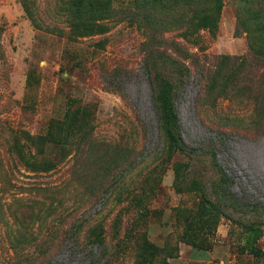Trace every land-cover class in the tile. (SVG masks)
I'll use <instances>...</instances> for the list:
<instances>
[{"label":"rangeland","instance_id":"1","mask_svg":"<svg viewBox=\"0 0 264 264\" xmlns=\"http://www.w3.org/2000/svg\"><path fill=\"white\" fill-rule=\"evenodd\" d=\"M29 2L37 27L0 0V264H264V60L243 5L222 0L213 33L164 35L186 74L174 100L185 155L163 145L142 31L116 22L72 39L65 4ZM175 167L190 175L181 187Z\"/></svg>","mask_w":264,"mask_h":264},{"label":"trees","instance_id":"2","mask_svg":"<svg viewBox=\"0 0 264 264\" xmlns=\"http://www.w3.org/2000/svg\"><path fill=\"white\" fill-rule=\"evenodd\" d=\"M30 0H19L21 7L32 23L37 27L41 23L38 12L31 8ZM65 4L63 20L67 28V36L72 39L86 38L99 35L106 29L109 23H127L135 25L144 35L141 43L142 60L141 66L145 70L148 85L151 91V101L156 115L158 128L162 134L163 145L167 151H177L182 154H192L191 149L183 145L179 126L175 114V93L184 74L183 64L178 59L175 51L169 46L165 34L178 32L182 39L188 40L193 33L199 30H208L213 33L216 29L217 19L222 7V0H132L131 7L113 10L108 7L110 0H59ZM245 8L243 14L254 23L257 50L256 55L261 62L264 60V0H238ZM33 5V3H32ZM239 27H243L244 22L238 20ZM55 29L56 28H50ZM238 27L235 35L239 34ZM60 31V30H56ZM174 45H176L174 43ZM264 63L259 69H263ZM260 76V75H259ZM204 68L199 69L198 81L199 92H202L204 85ZM103 83L106 85V82ZM109 89V88H108ZM201 90V91H200ZM62 121H52L53 125H59ZM28 140L33 138L26 137ZM44 138H39L37 142L42 145ZM194 153V152H193ZM190 175L182 176L179 167L174 168L175 186L181 187L185 179ZM226 178L220 173L218 185H224ZM180 188H177L179 191ZM217 189V188H216ZM181 191V190H180ZM219 191V186H218ZM218 191H215L218 194ZM202 203L215 210L220 215L217 202H213L209 197L203 195ZM214 198H216L214 196ZM255 230L251 224L244 226V231ZM93 235V236H92ZM91 246H103L100 237L92 234ZM185 241V240H184ZM187 243L193 245L192 240ZM149 248L148 244H143L142 248ZM153 256V255H152ZM157 264H165L162 258Z\"/></svg>","mask_w":264,"mask_h":264}]
</instances>
